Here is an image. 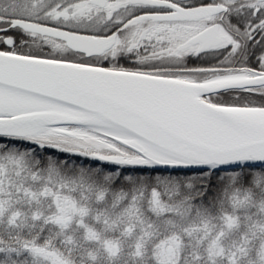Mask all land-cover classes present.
Segmentation results:
<instances>
[{
    "label": "snow or ice",
    "instance_id": "6c2138e0",
    "mask_svg": "<svg viewBox=\"0 0 264 264\" xmlns=\"http://www.w3.org/2000/svg\"><path fill=\"white\" fill-rule=\"evenodd\" d=\"M0 264H264V0H0Z\"/></svg>",
    "mask_w": 264,
    "mask_h": 264
}]
</instances>
